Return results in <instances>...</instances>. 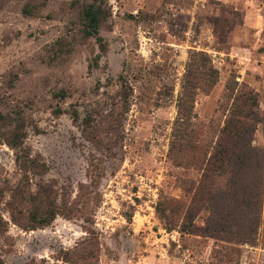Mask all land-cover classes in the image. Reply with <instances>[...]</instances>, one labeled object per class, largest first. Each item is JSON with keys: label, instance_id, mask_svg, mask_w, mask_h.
I'll return each instance as SVG.
<instances>
[{"label": "rangeland", "instance_id": "rangeland-1", "mask_svg": "<svg viewBox=\"0 0 264 264\" xmlns=\"http://www.w3.org/2000/svg\"><path fill=\"white\" fill-rule=\"evenodd\" d=\"M244 88L264 153V0H0V264H264L180 232Z\"/></svg>", "mask_w": 264, "mask_h": 264}, {"label": "trees", "instance_id": "trees-1", "mask_svg": "<svg viewBox=\"0 0 264 264\" xmlns=\"http://www.w3.org/2000/svg\"><path fill=\"white\" fill-rule=\"evenodd\" d=\"M82 20L84 34L101 42L100 17L94 6L83 11ZM185 92L186 98L194 93L192 89ZM256 105V95L250 89L244 88L234 97L198 188L193 195L187 193L189 205L182 219L181 233L210 237L227 244H236L237 240L252 243L258 228L264 225V153L252 146L256 125L260 123ZM187 114H190L188 110ZM225 170L226 184L223 189H216L212 173ZM198 202L204 203L209 211V218L201 228L194 225ZM156 210L163 214L160 209Z\"/></svg>", "mask_w": 264, "mask_h": 264}]
</instances>
